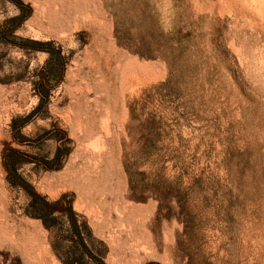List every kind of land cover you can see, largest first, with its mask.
<instances>
[{"label": "rangeland", "instance_id": "374dc122", "mask_svg": "<svg viewBox=\"0 0 264 264\" xmlns=\"http://www.w3.org/2000/svg\"><path fill=\"white\" fill-rule=\"evenodd\" d=\"M95 258L264 264V0H0V264Z\"/></svg>", "mask_w": 264, "mask_h": 264}, {"label": "trees", "instance_id": "16d2710c", "mask_svg": "<svg viewBox=\"0 0 264 264\" xmlns=\"http://www.w3.org/2000/svg\"><path fill=\"white\" fill-rule=\"evenodd\" d=\"M29 43H32L34 45H37L38 44V41L36 40H27ZM46 88V86H45ZM45 88H41V90L39 89L40 93L41 91H43ZM63 201V198H60L58 199L56 202L54 203H51V202H48V201H45L44 202V206H45V210L48 211V213H53L55 211H60V212H63V211H66L67 213H69V216H70V219H71V222H72V226L74 228V231L80 236V230L78 229V226L76 225V222H75V219H74V216H75V212L72 210V208L69 206V207H63L61 206V202ZM42 218L45 220L44 216H42ZM80 240L82 241V237L80 236ZM96 260H98L97 258H95ZM100 264H103L100 260H98Z\"/></svg>", "mask_w": 264, "mask_h": 264}, {"label": "bare ground", "instance_id": "6f19581e", "mask_svg": "<svg viewBox=\"0 0 264 264\" xmlns=\"http://www.w3.org/2000/svg\"><path fill=\"white\" fill-rule=\"evenodd\" d=\"M123 74H125V73H123ZM122 77V76H121ZM125 78V77H124ZM125 81V80H124ZM122 83V82H121ZM109 132V131H108ZM107 133V132H106ZM101 134V133H100ZM99 147H101V146H99ZM102 147H103V145H102ZM83 174V173H82ZM111 173H110V171H109V175H110ZM107 176H108V172H107ZM109 181V180H108Z\"/></svg>", "mask_w": 264, "mask_h": 264}]
</instances>
